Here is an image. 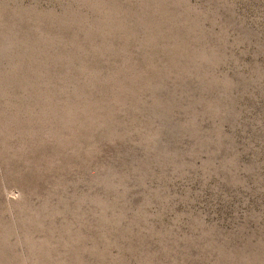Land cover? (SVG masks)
I'll return each instance as SVG.
<instances>
[{
  "label": "rangeland",
  "instance_id": "1",
  "mask_svg": "<svg viewBox=\"0 0 264 264\" xmlns=\"http://www.w3.org/2000/svg\"><path fill=\"white\" fill-rule=\"evenodd\" d=\"M0 264H264V0H0Z\"/></svg>",
  "mask_w": 264,
  "mask_h": 264
}]
</instances>
